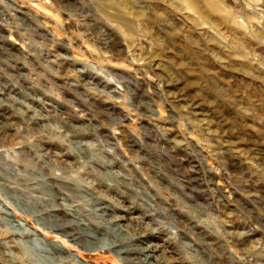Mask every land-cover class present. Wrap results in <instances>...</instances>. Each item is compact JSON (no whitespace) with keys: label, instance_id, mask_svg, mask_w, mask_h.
I'll return each mask as SVG.
<instances>
[{"label":"rangeland","instance_id":"obj_1","mask_svg":"<svg viewBox=\"0 0 264 264\" xmlns=\"http://www.w3.org/2000/svg\"><path fill=\"white\" fill-rule=\"evenodd\" d=\"M0 264H264V0H0Z\"/></svg>","mask_w":264,"mask_h":264},{"label":"bare ground","instance_id":"obj_2","mask_svg":"<svg viewBox=\"0 0 264 264\" xmlns=\"http://www.w3.org/2000/svg\"><path fill=\"white\" fill-rule=\"evenodd\" d=\"M101 209H103V208H101ZM109 209V208H108ZM108 209H106V210H103L102 212H106V211H108ZM58 212H60V214L62 215V216H66V214L65 213H63L62 211H59L58 210ZM62 212V213H61ZM57 215V214H56ZM54 219H55V217H54ZM112 220L111 221H115V222H117V221H119V220H121L122 218H119V217H113V218H111ZM56 220H57V228L58 229H61V230H63V231H65L66 233H70V235L69 236H72L73 237V240L74 241H76V242H81L83 245H85V246H90V244L89 243H92V241H93V243H94V235H92L91 233H83V236L84 237H82L81 239H79V237L77 236V231H76V225L74 224V221L72 220L71 222L67 219H62V218H60L59 219V217L58 218H56ZM62 221H65V222H62ZM116 224H118V223H116ZM130 225V224H129ZM117 230L119 229L120 231H122V232H125V231H127V229L125 228L126 226H124L123 224H118L117 225ZM66 228H68V230H69V228H70V232L66 229ZM73 234H75V235H73ZM86 234V235H85ZM128 234H131V233H128ZM134 234H132L131 235V237L133 236ZM135 236V235H134ZM87 237H89V239H87ZM72 239V238H71ZM135 239V238H134ZM103 242V241H102ZM97 244V243H96ZM102 245H105V243H102ZM102 245H100L99 247H104V246H102ZM91 247V246H90ZM92 247H95V245H92ZM148 248L149 247H139V249H132V250H134V251H130L129 253H130V255L131 254H134V255H136V256H138L139 254L140 255H142L144 258H152V254H151V252H149V250H148ZM115 251H116V249H115ZM123 251V250H122ZM120 253V252H119ZM133 256V255H132ZM141 257V256H140ZM139 257V258H140ZM134 258V257H133ZM136 258V257H135ZM142 258V257H141ZM153 261V260H152Z\"/></svg>","mask_w":264,"mask_h":264}]
</instances>
